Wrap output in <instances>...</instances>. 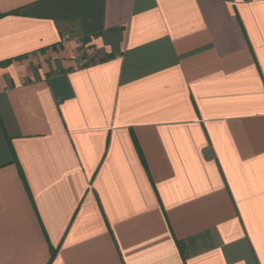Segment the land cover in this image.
<instances>
[{
	"label": "crops",
	"instance_id": "0c3cea01",
	"mask_svg": "<svg viewBox=\"0 0 264 264\" xmlns=\"http://www.w3.org/2000/svg\"><path fill=\"white\" fill-rule=\"evenodd\" d=\"M0 264H264V0H0Z\"/></svg>",
	"mask_w": 264,
	"mask_h": 264
}]
</instances>
